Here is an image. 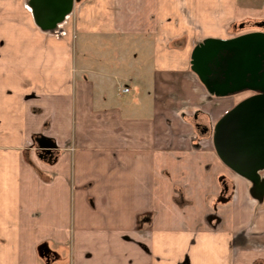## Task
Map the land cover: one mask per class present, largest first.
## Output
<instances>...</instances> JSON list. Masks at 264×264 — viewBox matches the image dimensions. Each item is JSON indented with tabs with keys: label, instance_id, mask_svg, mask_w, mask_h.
<instances>
[{
	"label": "crops",
	"instance_id": "obj_1",
	"mask_svg": "<svg viewBox=\"0 0 264 264\" xmlns=\"http://www.w3.org/2000/svg\"><path fill=\"white\" fill-rule=\"evenodd\" d=\"M148 2L80 0L59 36L33 21L47 41L79 35L112 53L85 60L56 128L53 116L38 120L25 145H0V264H264V191L255 196L192 123L198 114L213 127L232 107L206 92L190 53L227 37L235 16L213 31L188 22L182 42L157 19L161 4L145 13ZM143 40L153 47L147 87L115 51ZM39 135L56 147L40 149Z\"/></svg>",
	"mask_w": 264,
	"mask_h": 264
},
{
	"label": "rangeland",
	"instance_id": "obj_2",
	"mask_svg": "<svg viewBox=\"0 0 264 264\" xmlns=\"http://www.w3.org/2000/svg\"><path fill=\"white\" fill-rule=\"evenodd\" d=\"M154 2L157 6L161 4L163 10L157 14V19L162 16L166 18L165 33L167 35L180 33L182 42L192 35L188 22L197 24L202 31H213L215 27H223L224 20H221L223 16H235L236 27L232 31L234 34L241 29L238 26L239 22L248 21L241 31H251L253 29L251 22L264 17V0H154ZM234 3H238L235 4L236 7L233 6ZM150 5L152 9V0L148 2L145 13L148 12ZM24 9L21 0H0V145L11 147L25 145L30 130L36 128L38 120L40 121L37 122V126L41 128L43 122L53 116L55 127L57 119H61L68 112L72 86L78 79L79 70L85 65V60L94 58L99 53H112L99 49L95 44L85 46L79 35H71L60 42L47 41L35 31L31 14L29 17ZM154 15L156 14L152 12L151 16ZM50 32L57 36L63 33L61 27ZM133 36L125 35V38L118 37V40L121 42L123 38L126 39L123 42L130 43L127 39ZM144 37L145 40L146 36ZM90 39L92 42L96 41L94 37ZM144 40L133 45H130L131 43L126 46L118 45L115 51L118 55L128 54L127 59H119V69H125L128 65L130 73L139 77V83L147 87L152 81L150 65L153 60V47L150 46L148 49ZM113 63L114 61L111 64ZM29 83L34 85L31 86ZM241 97L235 101H239ZM33 109L39 112L38 115ZM46 134L52 135V130ZM260 174H264V170ZM42 249L41 246L38 251Z\"/></svg>",
	"mask_w": 264,
	"mask_h": 264
},
{
	"label": "water",
	"instance_id": "obj_3",
	"mask_svg": "<svg viewBox=\"0 0 264 264\" xmlns=\"http://www.w3.org/2000/svg\"><path fill=\"white\" fill-rule=\"evenodd\" d=\"M80 0H27L35 25L44 32L55 30L71 14L75 2ZM229 54V66L235 72L244 64L248 68L264 66V34L253 33L230 40L205 39L197 45L190 57V69L206 86L210 94L227 96L245 90L259 92L226 112L212 129V143L219 160L238 176L252 184L255 196H261L264 182L260 172L264 170V70L257 82L235 84H216L214 88L206 72L208 60L216 53ZM258 52H262L259 56ZM235 83V82H234ZM38 147L50 151L56 147L54 140L39 135L35 139Z\"/></svg>",
	"mask_w": 264,
	"mask_h": 264
},
{
	"label": "flooded vegetation",
	"instance_id": "obj_4",
	"mask_svg": "<svg viewBox=\"0 0 264 264\" xmlns=\"http://www.w3.org/2000/svg\"><path fill=\"white\" fill-rule=\"evenodd\" d=\"M263 13H264V10H263ZM247 22L248 21L245 20V21L238 23L239 28H241V29H239V31L243 30V28ZM251 23H252L251 28H253L251 31H244V32L241 31L242 33L238 31L237 33L232 34L233 29L236 27V22H233L228 28V36L225 38H217V39L230 40V39L241 37V36H244L247 34H253V33H263L264 34V17L260 18L258 20H254ZM203 41L204 40L195 44L193 49L197 45L202 43ZM193 49L191 50V53H192ZM191 53H190V57H191ZM261 54H262V52H258L259 56ZM228 57H229V54L226 51H222L220 53H216V55H214V57H212L208 60V69L206 72V76L208 77V80L210 81V83L213 85V86H211V88H214L216 84L218 85V84L228 83V85H227L228 88H224V90H226V89H230L232 87H236L237 84L253 83V82L258 81V79L260 78V76L264 70V66L254 67V65L249 63L248 68L246 69L245 65L242 64L241 70L236 73L235 69L229 66V62H228L229 58ZM200 83L202 84V86L204 87L206 92L209 93L206 86L201 81H200ZM258 94H259V92H256L253 90H245V91L235 93L232 95H227V96H217L215 94H210V95L215 99L229 100L231 102V104H233L232 105V108H233L235 105H237L241 101H243L249 97L256 96ZM240 96H242L241 99L239 101H235V100L239 99ZM201 116L198 114L193 115L192 123H193L194 129L200 135L206 134L208 132H209V134L210 133L212 134L213 133L212 129H213L214 125H213V127H211L210 123H208V120L206 118L204 119V117H201Z\"/></svg>",
	"mask_w": 264,
	"mask_h": 264
},
{
	"label": "trees",
	"instance_id": "obj_5",
	"mask_svg": "<svg viewBox=\"0 0 264 264\" xmlns=\"http://www.w3.org/2000/svg\"><path fill=\"white\" fill-rule=\"evenodd\" d=\"M223 181V180H222ZM230 195H231V191L229 190V191H227V192H225L224 194H223V202L225 201V199H228V198H230Z\"/></svg>",
	"mask_w": 264,
	"mask_h": 264
},
{
	"label": "built area",
	"instance_id": "obj_6",
	"mask_svg": "<svg viewBox=\"0 0 264 264\" xmlns=\"http://www.w3.org/2000/svg\"><path fill=\"white\" fill-rule=\"evenodd\" d=\"M128 90H129L128 88H123L122 89L123 92H128Z\"/></svg>",
	"mask_w": 264,
	"mask_h": 264
}]
</instances>
